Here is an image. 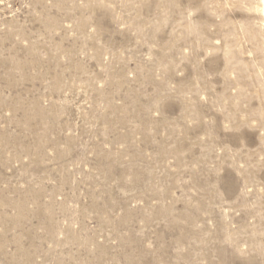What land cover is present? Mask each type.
<instances>
[{
    "label": "rangeland",
    "instance_id": "rangeland-1",
    "mask_svg": "<svg viewBox=\"0 0 264 264\" xmlns=\"http://www.w3.org/2000/svg\"><path fill=\"white\" fill-rule=\"evenodd\" d=\"M0 264H264L261 0H0Z\"/></svg>",
    "mask_w": 264,
    "mask_h": 264
},
{
    "label": "bare ground",
    "instance_id": "bare-ground-1",
    "mask_svg": "<svg viewBox=\"0 0 264 264\" xmlns=\"http://www.w3.org/2000/svg\"><path fill=\"white\" fill-rule=\"evenodd\" d=\"M261 4H262V12H263V15H264V0H261Z\"/></svg>",
    "mask_w": 264,
    "mask_h": 264
}]
</instances>
